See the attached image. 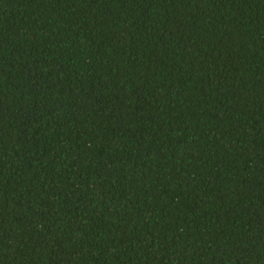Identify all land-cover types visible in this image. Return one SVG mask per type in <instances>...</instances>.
I'll list each match as a JSON object with an SVG mask.
<instances>
[{"label": "trees", "instance_id": "16d2710c", "mask_svg": "<svg viewBox=\"0 0 264 264\" xmlns=\"http://www.w3.org/2000/svg\"><path fill=\"white\" fill-rule=\"evenodd\" d=\"M0 264H264V0H0Z\"/></svg>", "mask_w": 264, "mask_h": 264}]
</instances>
